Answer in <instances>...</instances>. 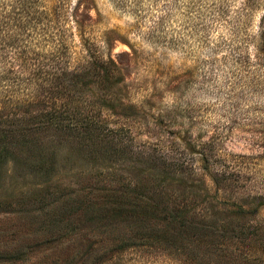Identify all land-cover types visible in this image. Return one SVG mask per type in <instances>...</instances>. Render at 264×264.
<instances>
[{"label": "rangeland", "instance_id": "rangeland-1", "mask_svg": "<svg viewBox=\"0 0 264 264\" xmlns=\"http://www.w3.org/2000/svg\"><path fill=\"white\" fill-rule=\"evenodd\" d=\"M39 3L51 14L49 31L67 46L71 65L82 56L113 59L122 79L115 96L134 109L128 118H114L110 133L104 128L124 152L111 164L63 143L58 170L48 177L13 160L0 165V252L21 253L0 264L90 258L91 246L113 237L100 235L79 207L60 213L59 203L51 206L56 198H74L87 183L103 189L131 180L136 159L228 204L249 209L246 198L264 197V0ZM38 49L40 65L49 45ZM24 78L20 69L0 64V129L19 118ZM99 86L82 90L86 103L101 97ZM214 175L224 181L214 184ZM256 220L264 225V205ZM175 256L159 245L133 247L102 264H180Z\"/></svg>", "mask_w": 264, "mask_h": 264}, {"label": "trees", "instance_id": "trees-1", "mask_svg": "<svg viewBox=\"0 0 264 264\" xmlns=\"http://www.w3.org/2000/svg\"><path fill=\"white\" fill-rule=\"evenodd\" d=\"M39 1L0 0V64L28 75L16 106L19 118L0 129V165L13 160L48 177L58 170L63 143L111 164L124 152L104 128L110 133L114 118H128L134 109L113 91L122 82L117 66L111 57L91 56L71 65L67 46L49 31L51 14ZM38 45H49L40 65ZM92 83L100 85L101 97L86 103L82 90ZM133 161L131 180L103 189L87 183L74 198H56L51 206L59 203L60 213L79 207L82 219L100 235L113 237L91 246L90 258L84 256L81 264H102L127 248L156 245L176 255L180 264H264V225L255 224L263 196L246 198L251 208L245 209L217 199V193L192 191L195 187L184 178L152 161ZM212 181L219 185L224 180L214 175ZM19 253L0 252V261ZM64 264H76L74 257Z\"/></svg>", "mask_w": 264, "mask_h": 264}]
</instances>
